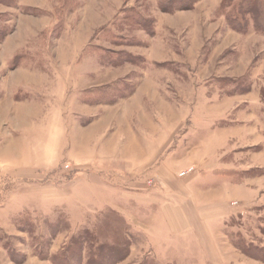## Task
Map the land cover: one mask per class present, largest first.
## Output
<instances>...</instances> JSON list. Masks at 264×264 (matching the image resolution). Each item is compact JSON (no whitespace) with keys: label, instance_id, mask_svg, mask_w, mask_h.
Returning a JSON list of instances; mask_svg holds the SVG:
<instances>
[{"label":"rangeland","instance_id":"obj_1","mask_svg":"<svg viewBox=\"0 0 264 264\" xmlns=\"http://www.w3.org/2000/svg\"><path fill=\"white\" fill-rule=\"evenodd\" d=\"M172 1L0 0V264H264V0Z\"/></svg>","mask_w":264,"mask_h":264},{"label":"crops","instance_id":"obj_2","mask_svg":"<svg viewBox=\"0 0 264 264\" xmlns=\"http://www.w3.org/2000/svg\"><path fill=\"white\" fill-rule=\"evenodd\" d=\"M67 22V20L65 21V23ZM67 24V23H66ZM95 105H99V104H95ZM88 106H90V105H87L86 104V106L84 107V105L83 106H81V109L84 111V112H86L85 114H87V116H91L92 117V114H94L95 113V116H93V120L92 121H90V123L89 124H87L86 126H82V127H80L79 128V126L77 127V128H79V132L78 133H76V132H73L72 134H70V137H72L73 138V135L76 137V135H78L80 138L79 139H73L74 140V143H73V141H72V146H71V149H70V151H69V154H75V156H82V157H85L83 154L84 153H81V152H79L78 150H83V152H84V150H85V147H86V145H88L91 141H94V140H97V139H102V136H103V134H102V130H104V128H105V125H107V123H108V121H107V119L109 118V117H112V119H116V121L115 122H117V124H118V116H119V114H120V112H119V109L118 108H116V107H114L112 110H111V112H109L110 114H107L108 113V111L107 112H102L103 110L100 108L99 110H96L97 111V113L96 112H92L90 109H89V107ZM116 108V109H115ZM66 109V107H64V109H62V110H65ZM63 112V111H62ZM41 113H43V111L42 110H39L38 112H36V113H34V114H30L29 115V118H34L35 116H37L38 114H41ZM53 114V113H52ZM66 114V111H64V113H63V115H65ZM54 115H56V116H58V114L57 113H54ZM104 115H108L107 116V118L106 119H104L103 120V117H104ZM32 116V117H31ZM47 116L48 117H50L51 116V114L49 115V114H47ZM118 118V119H117ZM56 125H57V127L58 126H60V124L58 123V121L57 120H55L54 119V121H53ZM113 122H114V120H113ZM116 124V125H117ZM72 126H70V131H71V128ZM75 130V129H74ZM67 132L69 131L68 130V128H67V130H66ZM65 131V132H66ZM231 132V131H230ZM88 134V135H87ZM68 136H67V134L65 135V139H68L67 138ZM148 137H150L151 138V136L149 135ZM147 137V138H148ZM146 138V139H147ZM55 139L56 140H60V141H62V137H61V135L60 134H55ZM71 139V138H70ZM69 140V139H68ZM60 141H56V142H60ZM142 145V144H141ZM164 147V144H162L161 146L159 145V146H157V147H155V149L157 150V153L158 152H160V151H162L161 150V148H163ZM133 150H135L134 151V153H138V154H140V155H142V156H144L145 157V151H143V149H145V146H139V148H132ZM56 150L57 149H55L54 148V150H53V152L55 153L56 152ZM73 150H74V152H73ZM30 151H32V152H34L33 151V149H31ZM78 152V153H77ZM144 152V153H143ZM17 153V152H16ZM143 153V154H142ZM30 154V153H29ZM33 154V153H32ZM37 154V153H36ZM96 154H108L109 155V151H107V152H105V151H97L96 152ZM103 155H101V156H103ZM91 156V155H90ZM134 156V155H133ZM97 158H98V156H97ZM143 158V157H142ZM100 159V158H99ZM98 160V159H97ZM132 160V164H134L135 163V158H132L131 159ZM140 164V166H138V165H136V164H134V166H133V172H134V170H136L135 168H136V166H138V167H140V168H142V167H144V164H145V161H144V163L143 162H141V163H139ZM135 167V168H134ZM163 177V176H162ZM138 182H140V181H136V183H138ZM161 182H163V183H165V184H167L168 183V181L165 179V180H162ZM141 184V183H140ZM136 186V188H139L138 186L139 185H135ZM108 189V188H107ZM216 194H218V193H216ZM151 197V196H150ZM169 197H172V198H174V201H178L177 199H178V194L176 193V192H171L170 194H169ZM115 197L113 196V199H114ZM134 199H135V192H134ZM220 199V198H219ZM222 200V199H221ZM134 201V200H133ZM132 201V202H133ZM171 204V207H169V206H167V205H165L166 206V208L165 209H163V210H161V208H160V206H156V211H155V213L157 214V215H160V216H162V215H164L165 214V217H166V219L167 220H169V222H170V224H171V228L170 229H172L173 231H177V232H179V230L181 229V228H187V229H183V231L181 232H179V233H183V234H188L187 236H189V234H192V236L193 237H195V239L198 241V243H200L201 241V236L203 237V238H206V228L205 227H201V225H199L200 223H199V221L198 220H196V218L193 216V218L192 217H189V220L187 221V218L185 219L184 217H183V214H182V212H181V210L179 211L178 209H175L176 208V204H175V202H171L170 203ZM103 205L104 206H109V207H113V208H115V209H119V211H122L123 212V209L121 208V206H118V203L117 202H113V201H111L110 200V202H107V203H103ZM127 205H129L128 206V208L131 206L130 205V203H128ZM122 209V210H121ZM172 211V212H171ZM171 212V213H170ZM170 213V214H169ZM127 220H129V219H133L134 221L135 220H137V219H139V218H137L135 215H133L132 213L130 214V213H128L127 215H123ZM195 216H199V215H195ZM168 222V223H169ZM199 230V229H201L202 230V232L200 231H196V229H195V227ZM184 231L186 232V233H184ZM196 231V232H195ZM193 232H195V234H196V236H195V234L193 233ZM206 232V233H205ZM178 233V234H179ZM202 233V234H201ZM174 234H176V233H174ZM209 236V235H208ZM200 238V239H199ZM211 237L209 236V239H210ZM208 252V251H207ZM208 254H210L209 252H208ZM215 255V254H214ZM209 256V255H208ZM210 258H212V256L210 255L209 256ZM207 260V259H206ZM209 260H213V259H209Z\"/></svg>","mask_w":264,"mask_h":264},{"label":"trees","instance_id":"obj_3","mask_svg":"<svg viewBox=\"0 0 264 264\" xmlns=\"http://www.w3.org/2000/svg\"><path fill=\"white\" fill-rule=\"evenodd\" d=\"M172 2H173L172 0H167V1L161 0V2L159 3V5L161 6V9L164 10V12H165V11L171 9L168 5H170Z\"/></svg>","mask_w":264,"mask_h":264}]
</instances>
